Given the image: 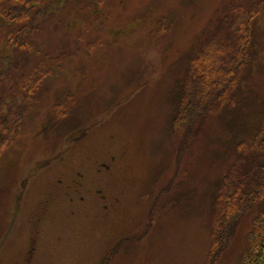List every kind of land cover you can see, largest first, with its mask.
Here are the masks:
<instances>
[{
  "label": "rangeland",
  "instance_id": "rangeland-1",
  "mask_svg": "<svg viewBox=\"0 0 264 264\" xmlns=\"http://www.w3.org/2000/svg\"><path fill=\"white\" fill-rule=\"evenodd\" d=\"M256 1H32L34 48H11L0 82L17 121L0 147V264H238L259 209L240 194L258 153L237 144L263 114L264 12L221 95L181 106L205 85L188 84L193 63L235 49ZM220 47L213 84L237 57Z\"/></svg>",
  "mask_w": 264,
  "mask_h": 264
},
{
  "label": "trees",
  "instance_id": "trees-1",
  "mask_svg": "<svg viewBox=\"0 0 264 264\" xmlns=\"http://www.w3.org/2000/svg\"><path fill=\"white\" fill-rule=\"evenodd\" d=\"M33 0H0V38H2V44H9V47L13 46L17 50H22L23 46L31 47L33 45V39L31 37L34 28H30L33 25L32 20L37 18L36 13V5L32 4ZM40 3V0H39ZM39 3H36L39 5ZM17 10H21L18 12ZM264 12V0H258L255 3L251 4L246 8V11L243 15L240 16L241 22H243L242 27V35L236 41V48L234 49V45L231 47H227L224 45H220L230 50L227 53H236L237 57L233 59L231 65L225 70V73L215 84L212 83V66L217 62L221 63L222 61L219 57L225 60L224 52H222V48L220 46L213 49L209 52V56L206 57L205 64L208 66L207 70L205 68H200L196 63H193L192 68L188 72V84L190 78L195 83L198 75L197 71H200L202 80H205V85H202V89H200L199 94L195 95L193 100L185 99L181 108L190 105V107L194 104V106H198L204 98H209L212 95H221V88L227 86L236 74V67H239L243 63L244 60L250 59V54L248 55L249 48H256V42L254 34L257 31V23L255 22L259 15ZM256 23V24H255ZM13 40V42H12ZM12 43V45L10 44ZM32 48V47H31ZM204 50V49H202ZM241 56H239V55ZM239 56V57H238ZM202 57H198L196 60L201 59ZM205 58V57H203ZM195 60V61H196ZM2 65L0 63V69L2 70ZM193 83V86H194ZM192 86V87H193ZM188 87V85H187ZM7 105V104H4ZM12 107V106H10ZM8 107H0V147L2 145H7L9 140H11L14 135V127L16 128L17 121L15 118L12 119V124L10 120L6 117L9 116L11 110L8 111ZM264 108V107H263ZM11 109V108H10ZM13 110V109H12ZM193 113L190 108L187 116H191ZM12 125V127H11ZM264 134V109L263 114L261 115L260 122L258 126L255 128L252 135H249V139L244 142H239L237 144V149L242 148V151L249 150L252 146L257 151L258 156L257 159V168L256 172L253 173L252 183L249 184V189L241 191L240 194H244L242 196V200L245 205H249L254 203L253 201H257L259 209L256 219L254 221V225L251 229V232L247 238V245L243 250L238 264H264V138L262 137ZM246 144V145H241ZM2 148V147H1ZM240 155L238 151V156ZM244 171V170H243ZM243 173V172H242ZM244 174V173H243ZM236 194V190L231 191V193ZM232 194V195H233ZM242 209V208H241ZM233 212V209L230 210ZM240 211V208H239ZM237 212V211H236ZM236 217V216H235ZM229 220H234V217H231ZM227 228V222L220 229V233L217 236V241L219 245H222L224 242V230ZM223 235V236H222ZM227 235V234H226ZM218 245V248H219ZM218 254V253H217Z\"/></svg>",
  "mask_w": 264,
  "mask_h": 264
},
{
  "label": "flooded vegetation",
  "instance_id": "flooded-vegetation-1",
  "mask_svg": "<svg viewBox=\"0 0 264 264\" xmlns=\"http://www.w3.org/2000/svg\"><path fill=\"white\" fill-rule=\"evenodd\" d=\"M26 260V259H25Z\"/></svg>",
  "mask_w": 264,
  "mask_h": 264
}]
</instances>
